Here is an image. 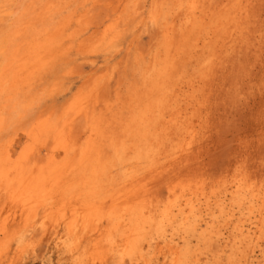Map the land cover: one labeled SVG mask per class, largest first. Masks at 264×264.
<instances>
[{
  "label": "bare ground",
  "instance_id": "bare-ground-1",
  "mask_svg": "<svg viewBox=\"0 0 264 264\" xmlns=\"http://www.w3.org/2000/svg\"><path fill=\"white\" fill-rule=\"evenodd\" d=\"M227 2L223 10L217 13L213 12L214 9L210 13L207 8L200 9L197 2V5L191 4L193 6L182 12L181 16L175 14L176 21H180L179 26L175 25L177 22H170V25L162 28L153 51L147 59L138 63L140 71L137 76L141 77L136 78L131 86L132 93L127 95L129 98L125 106L127 112L120 115L116 131L111 136L101 138L95 134V138L91 137L92 142L90 137H85L90 143H85L87 147L83 144V150L79 148L81 153L78 156V153L69 150L73 147L69 137H66L68 140L64 138V142L60 137L68 136L67 133L73 129V117L81 115L76 105L84 108L78 103L82 100L79 99L82 93H78L79 98L72 97L74 102L69 103L73 102L70 106L77 103L75 107L79 113L74 109V116V106L64 105L59 122L54 118L55 104V108L52 105L44 108L45 104H42L46 91L50 88L49 91L54 93L55 90L51 87L55 78L50 82V76L58 71L61 62L68 61L71 48L82 43L76 30L68 21L65 22L67 18L63 19L66 24L60 20L57 22L50 6L21 0L20 6L16 7L11 0L0 1V136L26 118L25 121L30 125L28 132L55 141V144L51 143L53 149L56 144L58 148L64 145L61 147L69 160L60 161L65 163L67 160L68 164L57 167L54 164L56 158L50 153L53 155L51 160L46 164L39 161L41 166L39 163L33 164L31 159L29 162V158L23 159L28 164L22 158L12 163L10 146L2 150L0 145V194L5 192L6 199L4 210V205L0 203L3 210H0V264H23L20 262L25 255L32 253V250L35 252L36 235L50 232L59 255L65 256L71 264H264V183L251 180L245 169H239V173L233 174L231 178L224 176L222 183L210 190L205 188L208 185H201L204 181L195 185H182L177 176L179 181L169 186L165 202L149 192L151 196L159 198V201L152 200L145 190L151 185H144L145 182L148 184V179H142L144 173L140 174L141 180L137 175L139 170L150 172L154 161H159L162 155H166L165 159L173 158L171 164L167 163L173 166L178 161L175 159L191 145L190 142L183 146L185 137L193 138L196 133H192L196 127L188 114L193 116L199 109L195 104L197 92L185 80L190 73L207 71L213 60L224 51H232L245 32L241 23L251 15L240 1ZM114 23L107 24V30H112ZM109 38L113 40V37ZM83 46L82 43L79 50L88 49ZM236 50L239 52L237 47ZM71 65L69 68L72 71L68 68L67 72L72 74L75 71L76 74L75 66ZM105 71L100 70V75L103 76ZM104 84L103 91L109 85ZM81 87L85 88V84ZM77 88L80 92L81 88ZM98 92L94 93L97 98L101 94L97 96ZM90 107L94 110L95 105ZM108 107L109 104L106 110ZM83 112L85 119H92V116L89 117L92 111ZM101 118L104 116H99L94 124H103ZM76 121L79 125L82 116ZM58 124H61L60 128ZM86 126L90 129L87 122ZM76 131L70 133L76 134ZM74 137L72 139L75 140ZM158 168H153L152 174H147L148 178L157 173ZM188 180L192 182V179ZM184 182L187 184L189 181ZM108 193L112 201H120L112 202L117 203V206L107 209L104 198ZM67 199L71 200L68 201L69 206L74 203L73 209L68 212L65 209L71 206L65 208ZM74 201L83 205L78 207Z\"/></svg>",
  "mask_w": 264,
  "mask_h": 264
},
{
  "label": "rangeland",
  "instance_id": "rangeland-1",
  "mask_svg": "<svg viewBox=\"0 0 264 264\" xmlns=\"http://www.w3.org/2000/svg\"><path fill=\"white\" fill-rule=\"evenodd\" d=\"M25 1H29V0H24V2ZM31 1L41 3L48 7L50 6V8H52L53 10L52 11L53 17L56 19L57 22L60 20L61 23H63L64 22L63 19L67 18L65 22L68 21V23L72 25V28L76 30V35H78L79 37L78 39L84 44L83 47L88 48L85 50L84 49L79 50V46H81L82 43L80 45H75L73 48H71L67 58L68 61L65 62L66 61L65 60L64 63L61 62L60 67L57 68L58 71L50 76V82H52V80H54L55 78L54 80L55 83L53 82L54 84L52 83L51 86L52 88H55L54 93H52L51 90L50 92L49 91L50 88H49L46 91L45 98H43L42 101V104L43 105L45 104L44 108H49L51 107V105L54 106L55 104L56 111L54 118L59 122L60 116L63 114L62 106L65 105L69 107L74 102L73 98H77V97L79 98V95L82 93L81 96L82 98L81 97L79 98L80 100L81 99L82 100L81 101L79 100L80 102L78 103L82 104V107L84 106V108L81 109L80 108L81 106L76 105L77 103L70 106V107L73 106L75 107V105L76 107L78 106L77 108L80 110V113L76 107L75 108L73 107L72 112L74 113L75 110H77L78 111L77 113L81 115H77L76 113H74V116L76 114L77 117H73L75 118L73 120L74 125L72 124L71 127L73 129L70 128L71 131L67 133L68 136L61 135L60 137L62 138V141L64 138L66 139V137H69V142L72 141L71 143L74 147L73 148L72 145L70 144L73 149L70 146H68L69 148H71L69 150L74 154L78 153L77 154L78 156L81 153L80 151L84 149L83 144L88 143L89 145L90 143L87 142L88 139H86L85 137L87 138L90 137V140L92 142L91 137L95 138L94 136L95 134L98 135L99 137L100 136L107 137L106 135L111 136L114 133V131H116L115 128L118 125L117 123L119 121L120 115L123 114L124 112H127L125 111V106L127 99L129 98L128 96H130V93H132L131 91L133 88L131 86L134 85L133 82L136 78L141 77L139 75L137 76V72L140 71L138 67L139 66L138 63L142 62V60L144 59H147L149 53L153 51V48L157 43L158 36L161 35V31H162L161 29L164 28L165 26L170 25V22L176 23L177 17L175 16L178 13L181 16V13L184 12L186 9H188L190 6H193L194 3H196L197 5L198 2L199 5L198 7L200 9L207 8L206 10L209 11V13L213 11V9L215 10L213 11L214 13L221 12L223 10L224 3L225 4L228 3L227 0H206V1L193 0L192 2L191 0H85V1L84 0H31ZM238 1H240L243 6L248 8L249 10L248 12L249 13L251 12L250 13L251 15L249 17L247 16L243 20V23H241L242 26L244 27L245 32L243 31L244 33H242V36L240 37L237 36L239 37V41L234 44V46L235 45L236 46L235 47L233 46L232 51L230 50L228 52L226 50L217 59L213 60L212 63L216 66L210 64L208 70L211 73L208 70H207L208 72L204 70L202 72H198L195 74L190 73L188 74L185 80L187 82H190L191 85L193 86L192 88H194L197 92V101L195 104H197V110L199 109V111L195 113L193 116L188 114V116L190 117L189 119L194 121L193 126L196 127L192 129V133H194V131L196 133L193 134V138L190 137L188 138L187 136L185 137L186 140L183 138L184 141H186V143H184L183 146L185 147V145H187L190 142L191 145L186 147L187 149L182 153V155H180L181 153L179 154L180 156H178V158L175 159L178 161H175L176 164H174L173 166L167 165V163L169 164L173 158L165 159L166 155L164 156L162 155L161 158H159V161H157L158 159L155 160L154 161L155 164L153 166L154 170H156L159 166L158 168L159 170L156 171L157 173H154L155 176L153 175L152 177L149 178L147 176V174L150 175L152 174L151 170L153 168L150 170V172L149 170L138 171L137 175L140 176L139 180H141V176H142L140 174L144 173L142 179L143 178H144L143 180L148 179V184H145L147 183L145 182L144 185L146 187H148L149 184L151 185V187L149 185L150 187L149 189L147 188L148 190L145 189L146 191H148L147 194L150 192L153 195L161 197L160 199H162L164 202L167 200L169 186L175 184V182L178 183L179 177H180L179 183H181L182 185H190V184L193 185L194 183L200 184L202 181H204L201 183V185L202 184H203L202 186L208 185L209 187L206 186L205 188L209 189V188H215L219 184H221L222 183L221 181L224 180V176L225 178L226 177L231 178L233 174L237 175L239 173V169L240 170L245 169V171H247L249 173V176L252 178L251 180H256V181L260 180L259 181L260 183H264V0H238ZM11 2L12 5L14 4L16 7H18V5L20 6L19 2H21V0H11ZM186 5L188 6L186 7ZM259 12L261 13V15H259ZM152 13H154V15ZM153 16L155 17L154 19ZM181 19L182 17H180V20ZM77 20H79L80 22ZM247 20L249 23L247 22ZM179 22L180 21H178L175 25L177 26L178 24L179 26ZM111 23H114V27L112 30L110 29L109 31L107 30V26H108L107 24H111ZM80 26L83 27V29L80 28ZM79 29L81 30L79 31ZM249 29L252 30L250 31ZM103 31L106 33V35L104 34L105 36L103 35L104 33ZM108 36L111 38L113 37L112 38L113 40H110ZM99 38L100 39L104 38V39L100 40ZM98 40H100L101 42H98ZM84 42L87 44H85ZM98 43L100 44L97 45ZM239 43H240V47L242 46V48L239 47ZM76 47L78 50L76 49ZM236 47L239 52H236L237 51ZM129 49H131V52H129ZM77 51H80L82 53H79ZM224 53H226L228 57ZM223 55H225L226 57H224ZM221 56L224 57L225 61L223 58H221ZM93 59H95V61ZM71 64L75 66L74 69L78 73L76 72V74H74L75 73L74 71V73L71 74V72H69L70 70L72 71V69L69 68V66H72ZM67 69L69 70L68 71L69 73L67 72ZM100 70L101 72L107 70L104 72L105 74L103 73L104 79L102 78L103 76L100 75L102 74L100 73ZM60 72L63 74H61ZM55 74L57 75L55 76ZM201 74H204V76H202ZM97 75L100 77H98ZM108 79L110 80L108 81ZM107 81L109 83H107ZM88 82L89 84H87ZM93 82L97 84L96 85L97 88ZM83 83L85 84V88L81 87L82 85H84ZM104 83H106L107 85L109 84L107 86V90H104L107 92V94H105L106 92L102 90L103 87H105ZM92 84L95 87H93ZM117 84L119 86H117ZM184 85L186 86V83ZM77 87L81 88L80 92L76 90ZM94 88H96V90ZM95 91L96 92L99 91L98 93H96L97 96L98 94L101 93L98 96L99 98H97L96 95L94 94ZM75 92L77 93V95ZM83 92L86 94H84ZM102 93H104L106 96L104 97L103 96L104 94ZM83 94L86 95V97L83 96ZM116 95L118 96L117 97L118 99H116ZM71 101L73 102L69 104ZM88 104L90 106L95 105L94 110L91 107L89 108ZM108 104L109 107L108 110H106ZM85 107L89 109L86 110ZM101 108H102L101 112L102 113L104 112L103 114H101V112L99 111L101 110ZM121 109L122 111L120 112ZM82 110L85 112L92 111L89 112V114L91 113L94 114V115L91 114L89 116V117L92 116L91 117L92 119L89 118L85 119L84 112ZM97 114L98 116H95ZM81 116L83 122L80 121L79 123V125H81L80 127L79 125H77V121L79 122V120L76 121V118L81 119ZM99 116L100 117L104 116V118H101L102 120L99 119L102 122L104 121L103 124L100 123L101 124L100 125L98 123L101 127H103L104 125L103 128L94 124V121L98 120ZM25 120L26 118L23 119L24 123L21 122L19 125L13 126L9 130L2 132L0 136V145L3 147L1 149L2 150L7 149V147L10 146L12 163L16 162L17 159L19 160L22 158V161L28 164L27 160L25 161L23 159L29 158V162L31 159L33 164L34 163L38 164L39 161L41 164L43 162H45L43 164H46L47 162H49V160H51V157L53 155L57 160L60 157L62 158L58 161L59 163L60 161L64 162V159L67 158L65 152L63 151L64 149L62 147H64V145H61L62 144L61 140L59 141V145L62 146V147L60 146L61 148L60 147L58 148V146H56L57 144L54 146L55 149H53V147L51 148L52 144L53 143L55 144L56 142L52 141L51 139L45 140L41 135L35 132L33 133L29 131L30 132L29 133L28 130L30 129V125ZM86 122L87 125L89 126L88 128H90L91 130L87 129ZM59 125L61 126V124H58L57 126ZM200 125L202 126L199 127ZM198 129H200V131ZM74 130L75 131L77 130L75 132L76 134H71L74 132ZM87 133L89 134L87 135ZM91 133L93 136L90 135ZM73 135L76 136V138L74 137L75 140L72 139ZM83 138L86 140H83ZM190 139L191 141H189ZM69 142L65 141L66 144ZM76 143L79 145V147H77L78 145L75 146ZM41 145L43 146L41 147ZM79 148L81 149L80 151H78ZM62 152H64L63 157H62L63 155ZM48 153L49 154L53 153V155L51 154L49 155ZM43 154H45L44 157ZM45 157L46 159L49 158L47 159L48 161L45 160ZM56 159L54 164H56L57 167L61 168L63 167L64 164H65L64 166L68 164L66 163L68 159L65 160V163L61 162L62 163V164L60 163L61 165L56 161ZM162 160H164V162L161 163ZM184 161L185 163H183ZM157 162L158 164L159 163L160 164L158 165ZM40 163L39 166H41ZM155 165H157V168H155L156 167ZM166 165L169 168H167ZM160 168L162 170H160ZM165 169L167 170L164 171ZM177 176L179 177L177 178ZM184 177H189V178L186 179ZM200 178L202 180H200ZM188 179H192V182H190L191 180ZM205 180L207 184H205ZM184 181H189L190 183L187 182L186 184ZM143 182L144 181H142L141 183ZM208 183H210V185ZM144 185H142L143 188ZM150 189H152V191H149ZM4 193L5 192H1L0 194L1 197L3 198L2 199L0 197V201H1L0 203L4 205L3 210L6 207V204H3L5 203ZM151 194L148 195L151 196ZM153 195L151 196L152 200L155 199V201H159V198ZM109 196L110 194L108 193L105 195L104 198L105 207L107 209L114 207V205L117 206V203H112V202L120 201V200L112 201L109 198ZM157 198L158 200H156ZM68 201L71 202L70 199H67V201H65L66 204L65 208L69 206L68 203L70 202ZM74 202L76 203L75 204L76 206L78 205V207L83 205V203L80 204V202L77 201ZM108 203L112 206H109ZM2 205L0 207V210H2L1 209ZM70 206H69L70 208L65 209L67 212L70 211V209L71 210L73 209L72 207L74 206V203L73 206L71 204ZM20 222L21 220L19 219L18 223ZM50 233L45 235H39L36 233L37 234L36 235L37 237L35 238L36 243L34 244L35 252L32 250V253L31 252H29V254L27 253L23 261L20 263L71 264L70 261H68L65 256L63 257L62 255H59L57 249L55 248L54 238L50 236L51 235ZM30 254L32 255L31 257Z\"/></svg>",
  "mask_w": 264,
  "mask_h": 264
}]
</instances>
